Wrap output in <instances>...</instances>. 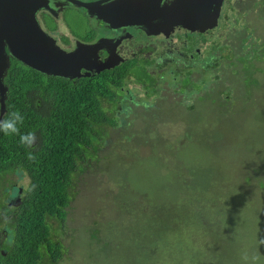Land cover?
<instances>
[{"label": "rangeland", "instance_id": "374dc122", "mask_svg": "<svg viewBox=\"0 0 264 264\" xmlns=\"http://www.w3.org/2000/svg\"><path fill=\"white\" fill-rule=\"evenodd\" d=\"M262 1L255 17L246 18L264 38ZM68 10L63 14L68 31L54 26L67 43L89 35L82 12ZM232 12H224L221 22L228 19V25L211 34L209 45L219 37L221 46L239 48L236 27L243 22ZM218 49L215 60L225 55ZM225 62L220 69L230 75L235 66ZM255 66L263 68L253 73L259 84L252 85L249 73L242 72L231 97V85L216 84L220 104L202 103L190 111L187 98L161 85L156 106L127 108L121 128L96 136L101 146L76 174L68 221L62 228L50 220L54 238L67 247L58 264H242L245 249L264 257L259 245L264 239V62ZM127 83L138 99L143 88ZM28 182L8 175L0 178V190L12 195L13 185ZM43 264L52 263L45 257Z\"/></svg>", "mask_w": 264, "mask_h": 264}, {"label": "trees", "instance_id": "16d2710c", "mask_svg": "<svg viewBox=\"0 0 264 264\" xmlns=\"http://www.w3.org/2000/svg\"><path fill=\"white\" fill-rule=\"evenodd\" d=\"M238 2L240 0H226L225 11H234V19L243 22L236 27L240 28L236 33L240 37L235 34L241 41L239 48L232 49L229 44L221 46L218 37L212 40L216 45L204 49L205 64L195 60L178 67L170 61L165 63L162 72L153 73L145 66L149 60L141 59L126 64L130 70L122 66L95 76L66 79L40 73L18 60H11L4 80L8 87L4 119L19 110L24 117V123L18 125L20 134L35 132L37 142L29 149L20 144L19 135L7 136L0 132V178L19 175L29 181L19 187L13 185L12 195L9 189L0 190V264H43L45 257L52 264L63 260L67 247L54 238L50 220H58L62 228L68 221L69 208L75 199L76 174L83 170L85 160L95 159L101 146L96 136H111L113 127L121 128L119 122L125 119L122 114L129 109L156 106L161 85L166 84L181 93L190 101L188 109L193 111L202 103L217 101L220 104L215 97L220 94L216 92L219 81L232 86V91H227L230 97L239 87L238 81H242V72L249 73L246 79L252 85L259 84L253 73L263 72V68L255 64L264 62V38L255 33L252 18L246 17H255L261 3L258 0L255 5L244 7L241 4L242 7ZM262 2L264 5V0ZM226 21L227 24L218 23L211 34L215 31L217 35L225 29L229 20ZM217 48L225 55L215 60ZM223 61L235 66L230 75L225 71L228 77L220 69ZM233 75L237 78H231ZM129 80L143 88L139 100L134 99ZM195 93L204 94L192 101ZM113 105L117 107V114H113ZM104 126L106 129L101 131ZM29 152L36 157L35 161L28 159Z\"/></svg>", "mask_w": 264, "mask_h": 264}, {"label": "water", "instance_id": "95a60500", "mask_svg": "<svg viewBox=\"0 0 264 264\" xmlns=\"http://www.w3.org/2000/svg\"><path fill=\"white\" fill-rule=\"evenodd\" d=\"M93 3L71 2L83 6L87 14L101 20L110 28L124 24L137 25L147 33H159L165 28L183 27L191 32H205L218 26L223 0H173L161 6L148 0H111ZM46 6L45 0H0V119L6 114L8 87L4 80L15 59L40 73L74 79L82 68L97 72L112 69L111 56L99 61V51L107 40L94 45L80 46L72 52L62 49L54 37L42 27L38 13ZM158 26V28H151ZM159 29V30H157ZM150 30V31H149ZM115 57V56H114Z\"/></svg>", "mask_w": 264, "mask_h": 264}, {"label": "flooded vegetation", "instance_id": "af4514ba", "mask_svg": "<svg viewBox=\"0 0 264 264\" xmlns=\"http://www.w3.org/2000/svg\"><path fill=\"white\" fill-rule=\"evenodd\" d=\"M46 6L42 9L37 18L39 19L44 30L57 41V44L67 52L74 51L78 45L90 46L94 45L102 39L107 40L104 43V48L99 51V61L104 62L109 58V49L115 56H111L112 64L115 65L112 69L117 67H125L130 61H140L141 59L149 60V66L153 73L162 72L163 66L166 62L174 61L173 64L178 67L186 66L189 61H205L202 56L204 54V48L209 46L211 31L205 32H191L181 26L171 28H165L159 33H147L142 27L132 24H124L123 27L110 28L101 20L96 17H92L87 14L86 9L78 4H73L71 0H45ZM75 1V0H73ZM82 3H93L103 0H76ZM107 1V0H104ZM155 3V0H148ZM173 0L160 1L159 4L164 6L166 3H171ZM104 2V4L110 3ZM226 0H223V4L220 11V22L224 16L226 10ZM68 9H78L82 12V16L85 19L86 27L89 28L88 34L85 38H69L68 43L63 42L58 38V32L54 29V26L60 25L65 31L68 28L64 25V13L69 12ZM224 9V10H223ZM55 21L54 24H52ZM218 20V23H220ZM158 28L155 26L150 30ZM149 30V31H150ZM147 53H153L151 57ZM132 67L135 68L134 64ZM127 70L130 68L125 67ZM158 68V70H156ZM85 72L84 69H82ZM81 71V72H82ZM90 76L99 74L96 69L87 71ZM171 88V87H169ZM172 89V88H171ZM174 90V89H173Z\"/></svg>", "mask_w": 264, "mask_h": 264}, {"label": "clouds", "instance_id": "9594fccd", "mask_svg": "<svg viewBox=\"0 0 264 264\" xmlns=\"http://www.w3.org/2000/svg\"><path fill=\"white\" fill-rule=\"evenodd\" d=\"M84 69V68H82ZM82 70V74H87V70ZM110 70V69H107ZM104 71V70H103ZM102 72V71H101ZM98 72V73H101ZM85 78L89 76H81L74 79ZM24 123V117L21 115L20 111H14L10 113L9 118L0 119V132H3L7 136L19 135L20 136V144L29 149H32L36 146L37 136L35 132H29L26 134H20V128L18 125H22ZM28 159L35 161L36 157L32 152L28 153ZM259 245H264V239L259 240ZM242 264H264V257H262L259 252H249L245 249L241 254Z\"/></svg>", "mask_w": 264, "mask_h": 264}]
</instances>
